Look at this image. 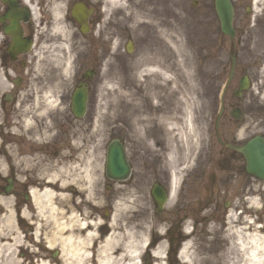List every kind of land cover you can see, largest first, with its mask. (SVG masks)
<instances>
[{
  "label": "rangeland",
  "instance_id": "rangeland-1",
  "mask_svg": "<svg viewBox=\"0 0 264 264\" xmlns=\"http://www.w3.org/2000/svg\"><path fill=\"white\" fill-rule=\"evenodd\" d=\"M194 1L196 0H123L131 9L132 19L129 15L123 14L118 7L105 9V14L103 13L106 19L107 15H113L112 20L119 37V45H116L119 50L115 48L114 51H119V54L115 64L117 67L114 70H108L107 66L110 63L103 64V70L96 79L97 85L88 106L94 116L92 126L95 133H98V140L103 143V161L107 143L118 135H122L128 148L132 142L142 147V151H138L137 156L130 155L129 157L133 167L131 176L126 181H121V185L113 186L109 191L106 187L112 181L107 180L105 175L102 180L105 200L101 204L100 212L109 211V214L105 215L101 223L100 233L102 235L99 234L97 244H102L105 237L110 234L109 224L115 216L114 233H117L121 239L119 242L121 245L114 255L119 260L116 264H249L237 244L235 229L245 226L244 222L250 221L251 227L260 230L259 234H264V182L242 173L237 183L232 181L228 183L225 180L221 181L222 178L214 177L215 182L211 185L200 180L199 187L191 181L186 187L179 188L185 174L194 170L195 162L200 155L202 138L208 125V118L205 116L209 107H217L219 104L217 96L214 101V97L206 92L205 85L208 83V75L212 72L208 63L202 59V54L200 56L195 26L197 9ZM178 16L181 17L180 21L177 19ZM183 17L184 20H182ZM158 25L176 28L182 35L185 58L188 61V74L182 75L175 68L169 67L171 72L176 73V87L165 85L158 89V93L160 92L158 99L140 100L135 107L132 101L134 98H139L141 92L136 88L139 83L133 76V63L136 60L149 58L154 43L162 45V41L160 42L155 33ZM128 41H131L133 45L131 53L125 51ZM168 52V60L171 63L172 52ZM43 69L44 80L52 71L57 75L61 72L59 66L50 62L49 59L43 62ZM34 79L40 80L39 76ZM117 82L120 84L122 93L119 97L116 96L115 89ZM4 89L7 87L2 83L0 94ZM48 90L47 87L40 88V90L36 88L37 95L34 91V98L25 105L22 101L13 104L7 102L4 103L5 107L0 109V220L13 212L15 218L13 226L18 229V235L23 239L24 246L20 247V244L13 246V256L31 262V264H41L42 261L46 264H62L61 245L56 244L53 248L47 246L48 238L57 231L48 217L49 214L46 213L47 209H42V213L39 214L32 204V199H27L21 204L19 211L18 202L22 203L24 199L22 197L17 199L15 187L8 189V192H6L7 188L4 190L2 188L7 177L18 178L17 152H28L31 151V147L39 145L34 139L29 140L17 135L23 130L19 129V124L15 119L11 120L9 129L6 123L11 115L8 107H50L46 95L56 100L51 107H58L61 103L60 98L67 96L69 86L63 85L60 90L57 88L54 92L47 94ZM36 98V103H34ZM65 102L62 101V103ZM134 114L138 115L139 120L136 126L132 124ZM37 117L43 125L44 118ZM158 117L163 119L160 125ZM142 118H146L147 122H142ZM188 119L191 123L190 127L187 125ZM160 127L167 129L166 145L170 158L166 159L163 152L162 160L157 161L159 164L153 166L151 170L148 157L150 156V159L156 157L154 156L156 146L148 150L151 144L145 140L144 135L149 133L156 135V130H160ZM2 130L5 133H1ZM32 130L31 127L30 131ZM153 139H155L154 135ZM193 139L196 147H191ZM150 141L154 142L151 139ZM186 155H190L187 165L183 160ZM45 161L49 163L48 159L42 160L43 163ZM46 166L39 164V171L41 169L48 171L45 169ZM8 167H10V172ZM172 170L178 171L176 173L178 180L174 186L172 198L167 201L163 210L156 214L150 187L155 178L162 179L164 174H169ZM39 171L36 170V180L43 182L49 175L40 174ZM207 175L206 173L205 177ZM219 175L224 177L226 173L222 171ZM207 186L212 192L210 198L201 192V188ZM37 187L39 188H32L36 190L43 188L40 185ZM196 190H199V194ZM80 194L81 192L71 197L69 202L64 195L59 197L58 202L56 199L53 201L54 205L62 210L63 218L69 216L68 210L71 209L76 218L82 221L81 215L78 214ZM107 197L110 199L108 200ZM1 199H4V203ZM23 212L27 214L26 217L22 216ZM4 231L9 234L12 232L10 228H5ZM71 231L74 236L82 237L83 235L81 229L73 228ZM69 232L63 228L57 235L64 237ZM253 232L247 229V233ZM35 234L41 242L36 241ZM170 238L173 240L172 245H170ZM124 245L137 250L136 258L133 256L132 260L124 255L127 252ZM87 248L91 253L90 258L93 259L96 244ZM9 251L3 252V259L11 257L6 256ZM31 252L34 253L30 255ZM156 252L159 253L158 257L155 256Z\"/></svg>",
  "mask_w": 264,
  "mask_h": 264
},
{
  "label": "flooded vegetation",
  "instance_id": "flooded-vegetation-1",
  "mask_svg": "<svg viewBox=\"0 0 264 264\" xmlns=\"http://www.w3.org/2000/svg\"><path fill=\"white\" fill-rule=\"evenodd\" d=\"M228 1L231 15L227 32L222 30L216 0H196L194 4L197 9L195 26L200 56L202 54V59L212 72L208 75L206 92L214 97V101L217 96L219 104L209 107L200 155L194 170L185 174L180 189L191 181L198 187L200 180L211 185L216 177L222 178L221 181L237 183L242 173L248 174L241 148L255 135L264 137V0ZM104 10L101 0H0V86L3 83L7 87L0 94V109L7 102L13 104L22 101L25 105L34 98L36 88L47 87L49 93L57 88L60 90L63 85L69 86L67 96L60 98L58 107H8L11 114L6 123L8 129L11 120L15 119L19 129L23 130L17 135L34 139L39 145L31 147L28 152H17L18 178L7 177L2 188L10 190L15 187L17 199H24L22 203L18 202L19 211L21 204L30 200L29 192L35 189L32 187H43L47 179H51L56 202L62 195L69 202L71 197L81 192L78 214L87 226L83 234L90 231L96 235L91 246L99 240V234L102 235L101 223L109 214V211L100 212L105 200L102 183L103 143L98 140V133L92 126V110L87 107L85 115L76 118L72 113L70 98L78 84H85L89 95L93 94L103 64L110 63L108 70L117 67L119 51L114 50H119L116 46L119 45V37L113 15H107L106 19ZM61 45L67 52L73 53L69 58L73 71L70 81L64 80L61 72L57 75L53 71L44 80L43 62L47 59L52 62L54 54L64 57ZM87 71L89 74L83 78ZM37 76L43 82L39 79L36 81L34 78ZM37 116L44 118L43 125ZM1 133L5 132L2 130ZM153 135H144L151 144L148 150L156 146L154 156L158 158L148 157L151 170L159 164L157 161L162 160L163 152L165 158L169 154L166 130H156V135ZM118 137L126 144L122 135ZM126 149L132 166L130 155L137 156L142 147L132 142ZM43 159H48L49 163H43ZM39 164L47 165L45 169L48 171H39ZM8 170L10 172V167ZM36 170L49 175L46 176L48 178L43 182L36 180ZM222 171L226 173L224 177L219 175ZM154 184H160L168 195L171 189L170 175L155 178ZM119 185L120 182L112 181L106 188L111 191L113 186ZM201 192L207 198L212 197L209 186L201 188ZM196 193L199 194V190ZM172 241L170 238V245Z\"/></svg>",
  "mask_w": 264,
  "mask_h": 264
},
{
  "label": "bare ground",
  "instance_id": "bare-ground-1",
  "mask_svg": "<svg viewBox=\"0 0 264 264\" xmlns=\"http://www.w3.org/2000/svg\"><path fill=\"white\" fill-rule=\"evenodd\" d=\"M105 9H112L118 7L123 14H127L133 17L131 9L123 2V0H103ZM136 18V16H134ZM180 16H178V21H180ZM137 19V18H136ZM148 19V18H147ZM184 20V17L183 19ZM151 22V20H149ZM169 25V24H168ZM60 31V28H58ZM183 31V28L181 29ZM155 33L160 42L162 41V45L152 46L151 51L149 53V58L145 60H136L133 63L134 73L133 76L139 85H136V88L139 89L141 95L139 98H134L132 101L133 106H137L140 100L149 101L150 99H158V89L162 88L166 85H173L176 87L177 85V77L175 72H171L169 67L175 68V70L179 71L182 75L188 74V61L185 58V46L182 40V35L176 28H167L166 26L158 25L155 29ZM61 53L64 57L57 56L55 54V59L52 60L54 64H57L60 70L64 73V77L71 71V58L70 53L66 55V51L64 50V46L61 45ZM155 47V48H154ZM154 48V49H153ZM172 52L173 60L171 63L169 62V52ZM174 70V71H175ZM64 80H67L64 78ZM116 96L119 97L122 95L120 84L117 82ZM46 95V100H48L47 104L51 107V105L55 104L56 100L53 98H49ZM46 104V106H47ZM48 108V107H47ZM132 124L134 126L139 122L137 116L133 115ZM146 118H142V122H147ZM158 124H162V118L158 117ZM165 123H167L164 120ZM164 123V124H165ZM159 124V125H160ZM190 120L188 119L187 125L190 127ZM191 147H196V142L193 139L191 143ZM190 156V155H189ZM188 155L184 156V164L190 160ZM169 160V156H167ZM178 172V171H177ZM177 172H172V185L177 183ZM44 187L40 190L33 189L31 190V199L32 204L39 214L42 213V209H47L46 213H48V217H50L51 223L57 228L54 235H50L47 241V246L53 248L57 245H61V261L62 264H116L119 260L116 258L115 253L121 243L119 235L114 233L115 228V216L111 219L109 224L110 226V234L105 237L102 244L98 245L93 256V259L90 258V251L87 246L90 244V240L94 239V233L87 231L83 236H74L72 233L73 228L83 229L85 230L87 226H85L84 221H80L73 214L72 210L69 209V216L63 218V212L58 206L56 207L53 201L56 199V193L54 192L51 186V179H47ZM89 183V182H88ZM4 199H1L3 202ZM4 203V202H3ZM70 208V207H69ZM23 217H26L27 214L25 212L22 213ZM23 219L21 218V221ZM0 264H31V262H26L23 259L16 258L13 256V246L16 244H20V247L23 246V239L18 235V229L14 228L15 218L13 212H10L6 217L0 220ZM18 222V220L16 221ZM245 226L237 227L235 229V233L237 235V244L239 248L243 251V254L246 256L247 262L249 264H264V234H259L260 230H256L257 228L251 227L252 223L250 221L244 222ZM251 227V228H250ZM5 228L11 229V234L6 233L4 231ZM63 228L70 231L67 235L62 237L61 235H57L60 233ZM38 229V227H37ZM246 229V231H245ZM247 229L254 231L253 233H247ZM82 230V231H83ZM36 241L41 242V239L35 234ZM129 245V244H128ZM125 246V245H124ZM144 247V246H143ZM29 248V247H28ZM186 246L184 247V249ZM27 249V248H26ZM9 251V254L6 256H11L9 258L3 259V252ZM125 251H127L124 255L129 256L133 260V256L136 258L138 254L137 250H132L131 246H125ZM30 252V251H29ZM34 252H31L32 255ZM155 256L158 257L159 253L156 252ZM41 264H46V262L42 261ZM134 264V263H131Z\"/></svg>",
  "mask_w": 264,
  "mask_h": 264
},
{
  "label": "water",
  "instance_id": "water-1",
  "mask_svg": "<svg viewBox=\"0 0 264 264\" xmlns=\"http://www.w3.org/2000/svg\"><path fill=\"white\" fill-rule=\"evenodd\" d=\"M219 16L225 25L228 15L229 6L226 0H217ZM87 95L84 89L77 90L72 97L73 111L77 116H81L86 106ZM247 160V170L255 177L264 180V140L255 137L248 141L243 149ZM106 171L110 177L125 178L129 172L123 149L116 144H110L107 150ZM158 203L157 211L162 209L164 197L157 189L154 190Z\"/></svg>",
  "mask_w": 264,
  "mask_h": 264
}]
</instances>
